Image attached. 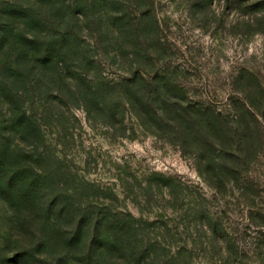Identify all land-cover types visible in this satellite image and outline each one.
Listing matches in <instances>:
<instances>
[{
  "label": "rangeland",
  "instance_id": "rangeland-1",
  "mask_svg": "<svg viewBox=\"0 0 264 264\" xmlns=\"http://www.w3.org/2000/svg\"><path fill=\"white\" fill-rule=\"evenodd\" d=\"M109 1L101 42L77 39L110 112L48 105L27 140L61 187L155 221L186 264H264V0Z\"/></svg>",
  "mask_w": 264,
  "mask_h": 264
},
{
  "label": "trees",
  "instance_id": "trees-1",
  "mask_svg": "<svg viewBox=\"0 0 264 264\" xmlns=\"http://www.w3.org/2000/svg\"><path fill=\"white\" fill-rule=\"evenodd\" d=\"M109 2L0 0V264H186L155 221L79 198L82 186L61 187L41 162L40 139L27 140L41 136L42 116L56 115L48 105L110 112L112 82L89 74L94 61L77 39L101 42ZM34 102L38 120L27 114Z\"/></svg>",
  "mask_w": 264,
  "mask_h": 264
}]
</instances>
